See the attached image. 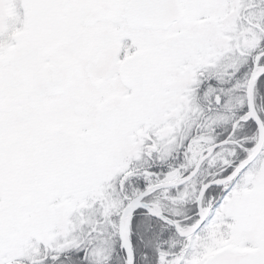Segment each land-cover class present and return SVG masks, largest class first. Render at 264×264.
<instances>
[{"label": "snow or ice", "instance_id": "obj_1", "mask_svg": "<svg viewBox=\"0 0 264 264\" xmlns=\"http://www.w3.org/2000/svg\"><path fill=\"white\" fill-rule=\"evenodd\" d=\"M0 264H264V0H0Z\"/></svg>", "mask_w": 264, "mask_h": 264}]
</instances>
